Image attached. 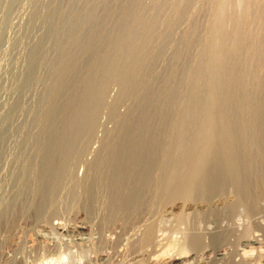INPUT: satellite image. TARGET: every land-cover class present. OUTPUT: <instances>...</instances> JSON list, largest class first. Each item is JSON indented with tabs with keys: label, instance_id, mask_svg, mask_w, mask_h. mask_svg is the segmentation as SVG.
<instances>
[{
	"label": "rangeland",
	"instance_id": "rangeland-1",
	"mask_svg": "<svg viewBox=\"0 0 264 264\" xmlns=\"http://www.w3.org/2000/svg\"><path fill=\"white\" fill-rule=\"evenodd\" d=\"M215 2L0 0V264H104L99 259L112 251L110 264H130L129 246L108 240L102 214L81 206L77 183L107 155L109 141L121 143L119 134L125 138L141 118L152 129L143 154L155 157L162 136L175 140L174 99L196 92L184 109L201 115L207 86L220 84L205 73L197 84L193 73ZM262 10L252 3L242 37L223 45L248 72L251 95L264 69ZM51 153L55 176L45 170ZM44 180L59 188L52 206L51 198L40 202ZM80 221L90 225L88 234L66 233Z\"/></svg>",
	"mask_w": 264,
	"mask_h": 264
},
{
	"label": "bare ground",
	"instance_id": "bare-ground-1",
	"mask_svg": "<svg viewBox=\"0 0 264 264\" xmlns=\"http://www.w3.org/2000/svg\"><path fill=\"white\" fill-rule=\"evenodd\" d=\"M215 1L193 73L197 84L204 73L218 75L220 84L218 89L207 86L206 97L198 101L204 106L201 115L196 118L184 109L196 92L185 100L178 95L171 108L175 110V140L161 133L164 141L158 142L157 155L146 156L144 141L152 129L149 132L147 121L139 118L125 138L119 134L124 139L121 143L117 145L116 136L112 137L115 143L105 145L107 155L99 157L92 173L77 183L81 206L87 213L102 214L108 240L129 246L130 264H264V69L254 77L251 95L245 88L248 72L232 47L223 48L230 37L236 41L242 37L252 3H262L260 39L264 36V0ZM241 6L243 14L238 13ZM225 96L231 98L228 106ZM224 105L230 106L226 113ZM54 155L46 159L49 174ZM43 185L40 202L43 205L45 198H51L52 206L58 187L46 181ZM65 231L88 234L91 228L80 221ZM111 256L99 260L110 264Z\"/></svg>",
	"mask_w": 264,
	"mask_h": 264
}]
</instances>
